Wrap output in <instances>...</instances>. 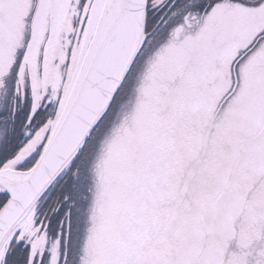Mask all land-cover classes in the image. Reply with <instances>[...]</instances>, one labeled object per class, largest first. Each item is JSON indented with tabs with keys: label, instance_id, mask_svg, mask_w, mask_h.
<instances>
[{
	"label": "flooded vegetation",
	"instance_id": "flooded-vegetation-1",
	"mask_svg": "<svg viewBox=\"0 0 264 264\" xmlns=\"http://www.w3.org/2000/svg\"><path fill=\"white\" fill-rule=\"evenodd\" d=\"M52 1L56 0H0V73L10 70L9 75H0V98L10 91L12 69L25 63L33 39L32 25L40 26L39 21L36 25V19ZM258 6L264 12V0H149L147 41L119 95L116 104L121 108L119 119L97 165L100 170L103 167L115 170L113 155L118 156L131 136L141 149L138 154L146 153L137 136L143 131L144 139L154 146L151 160L164 156L163 163L154 162L155 168L163 169L168 164L173 172L171 177L180 175L176 176L175 183L179 182L185 189L193 187L195 179L186 178L189 165L179 162L185 160L184 154H200V148L205 151L201 146L204 134L193 132V128L205 129L204 119L210 110L217 123L208 128V133L219 138L215 135L221 123L217 92L220 87H229L223 100L229 99L228 116L225 115L228 118L224 122L231 123L233 133L231 192L236 199L243 186L246 191L249 187L257 209L242 218L234 209L228 217L234 225L236 250L247 255L249 264H264V174L261 172L264 171V85L236 87L233 57L252 38L249 13ZM77 17L78 12L73 18L69 39L74 37ZM261 21L264 26V17ZM42 42H45L47 57L54 60L56 55L52 52L57 49V35L51 36L49 31ZM227 42L233 46L221 56L220 48ZM250 175L256 177L254 182ZM235 225L242 227L239 237ZM56 229L53 232L48 223L40 228L25 227L16 234L17 242L5 251L4 264L8 261L10 264H67L64 249L69 233L64 234L67 229L63 227ZM135 229L136 222L128 231L133 233ZM20 235H23L21 239ZM258 235L262 237L257 238ZM136 240L139 242L140 238ZM154 241L156 256L159 245Z\"/></svg>",
	"mask_w": 264,
	"mask_h": 264
},
{
	"label": "rangeland",
	"instance_id": "rangeland-1",
	"mask_svg": "<svg viewBox=\"0 0 264 264\" xmlns=\"http://www.w3.org/2000/svg\"><path fill=\"white\" fill-rule=\"evenodd\" d=\"M77 5L78 0L73 2H71V0H56L54 2L52 1L51 6H46L43 9L41 16H38L36 19V25L39 21L40 26L35 27L34 24L32 25V29L34 30L33 39L27 49L25 63L22 65L20 71V80L15 86L16 90L14 89L13 79L11 77L8 83L10 85V91L7 92L5 98L0 100V161L8 155H14L16 151L22 148L16 157L5 159L8 167L23 168L22 165L27 166L29 164H27L28 160L33 161L36 158L37 145L40 144V136H42L44 128L48 123L51 125L54 123V121L52 122L50 119H46L45 116L50 111L51 104L49 105V103H52V101L49 102V100L53 98L56 92L55 88L57 87V97L63 94L62 84L60 80L58 82V77L60 73H63L65 62L61 71L60 67L64 58L66 44L69 40V34L72 29L71 25L73 18L77 13ZM262 17H264V12L260 6L254 8L249 13L252 38L246 41V44L243 45L245 49L237 55V62L245 58L244 66L249 67V69L240 71L242 78L239 87H252L253 83L264 85V69L261 66L264 64V26H262ZM60 19L63 20L61 21ZM49 31L51 36L54 34L57 35V49L55 52H52V55L55 53L56 58L51 62L50 58L44 57L45 64L47 65V69H44L47 70V75L40 76L37 68L40 45ZM254 36H257L256 39ZM260 37H263L261 41L257 39ZM73 42H75V38L71 39V43ZM81 50L82 45L75 48L73 57L75 61L74 64L77 63L79 65ZM56 59L58 63H56ZM12 60H14V58H12ZM256 66H258V70L252 69V67ZM9 71L10 70L0 73V75L5 73L9 75ZM73 75L74 67L71 68L70 76H72V81L70 87L66 89L67 94H63V96H67L72 88L75 80ZM237 76L240 77V75ZM29 78H32V83L30 85L28 84ZM49 85L52 86V88H49ZM28 89L34 92L35 97L38 95L36 102L29 97L24 101L25 93ZM228 89L229 87H220V90L217 92V96L218 94L220 96V102ZM14 91L16 94L13 93ZM39 91L42 93H38ZM44 93L52 94L50 99L45 102L43 101ZM34 103H36V105H33ZM228 104L229 101L225 100L220 106L221 123L217 130L218 134L215 133L219 138H216L214 134L208 133V128H211L213 124L217 123V120L212 117V110H210L209 114L206 115L204 119L205 129L200 130L196 127L193 128V132L204 134L205 138L202 139L203 144L201 146H204L205 151L202 150L203 148H200V154H184L182 157L185 160L179 162L189 165L190 170H186V177L188 174H192L193 179H195L193 188H202L205 183V177L208 176L209 171L215 172V177L213 178L214 182L209 185L207 190L208 195L204 200L205 211L203 212L201 207L197 206V210L194 213L198 218H196V221L192 222L193 226L189 225L191 222H187L186 226L183 228V234L176 233V229L173 228V220L170 226L168 218L174 206L178 205L184 188L179 182L175 183L176 176L180 175L176 174L171 177L173 172H171L168 164H166L163 169L157 170L155 168L154 162L163 163V155L150 163L147 184L143 176L139 177V183L137 185L140 189L136 192V196L138 195L140 199L136 200L137 208L132 210V213L135 212L139 217L136 221L137 229H135L133 233H131L132 231H128L133 225L129 228L127 227L128 229H124L125 224H127V221H125L128 217L127 208L133 204L123 201L126 195L125 189L128 194H131L133 190L136 189L134 180L136 177L131 175L129 170L130 167H127L130 166V161L133 162L137 156L131 155L129 151L130 149L141 151V149L134 148L136 144L132 142L133 139H130V141L125 144L122 155L120 154L117 156L115 153L113 155L114 160L112 162H114L115 170H113L112 167L110 169L104 167L101 170H95L99 181H105V179L114 180V185L112 183L114 191L111 192L110 188H108L110 183H107L106 192H109V196L106 200H104V198L99 199L102 210L98 215L99 209L95 205L96 202L93 203L90 201L92 193L90 192V194H88V200L84 197L85 171L91 164V160L89 165H87L86 162L88 161V157L86 162L81 159L76 173L72 174L70 170L58 184H68L66 190L69 192V201L63 205L61 204L62 209L55 217V219H58V224L55 227L51 226V229H54L53 232H56V228H61L62 223L64 228H67V230L64 231V234L69 233L65 239L64 249L65 252L67 250V264H69L71 258L69 256L74 233L77 235L76 264H116L112 261L116 252L123 251L124 256L125 252L131 248L129 253H134L131 247L134 246L132 234L137 235L138 239L140 238V249L144 250L146 248L142 247H146L145 244L152 241L151 235L153 234H155V243L158 241L165 242L168 237L174 240L176 239L177 241L182 235L183 239L181 240L183 241V249L180 251V254L172 260H166L167 262L164 261V264H249L247 255L237 252L236 250L237 242L233 240L234 225L231 224L228 215L236 209L241 214V218L245 217L244 214L257 209V203L253 202V196L249 187L248 191H246L243 186L237 192L236 199H234L231 192L232 170L230 161L232 159V152L230 146L232 145L231 134L233 135V133L231 132V123L229 121L224 122V119L228 118L226 117L228 116ZM211 106L212 104L210 107ZM62 107L63 104L61 105V108ZM115 120L116 117H114L112 121L115 122ZM239 133H241V131ZM142 134L143 131L140 132V135ZM23 141H26L24 146L21 144ZM149 144V141L143 140L141 147H145L146 149L148 145L149 148ZM213 147H217V149L215 151L211 150ZM99 157L95 162V166ZM116 159L119 160L117 161ZM180 159L181 158H179V160ZM118 163L120 164L122 173L118 171ZM165 169L167 170L164 172ZM176 172L183 173L184 171ZM214 172H212V174H214ZM261 172L264 174V171ZM241 178H244L243 172ZM255 179V176L250 175V180L252 182H254ZM148 186H150L149 188L152 192L151 197L148 196ZM101 196L103 197L102 193ZM50 198L51 196L43 199L22 227L27 226L28 223L32 221L30 226L38 228L40 227L36 223L38 218H44V220L48 219L46 212L42 214L41 212L42 208L47 206L51 201ZM254 199L256 200L255 197ZM181 200H186L187 203L191 204V201L187 198L183 199L182 197ZM52 205L56 204L52 203ZM95 214L99 222L106 224V226L102 225L96 232L92 230L94 225L92 220H89V218ZM153 216L155 217L156 224L153 223ZM131 223H133V221H131ZM235 227H237L236 234L239 237L240 233L243 231L242 227L238 225H235ZM86 228H89V234H87ZM256 232L257 234L259 233V231ZM144 234H146V236L142 237ZM22 236L23 235H20L19 238L21 239ZM256 237L260 238L262 236L258 235ZM16 242L17 240L14 239L13 241L11 240L9 244ZM136 247H138V245L135 246V248ZM3 255L4 252L0 258V264L3 262H1ZM7 264H10V261H8ZM252 264H255V262Z\"/></svg>",
	"mask_w": 264,
	"mask_h": 264
},
{
	"label": "water",
	"instance_id": "water-1",
	"mask_svg": "<svg viewBox=\"0 0 264 264\" xmlns=\"http://www.w3.org/2000/svg\"><path fill=\"white\" fill-rule=\"evenodd\" d=\"M102 1L95 0L93 17ZM148 2L105 1L75 85L41 157L28 170H0V188L9 195L0 210V251L79 154L108 112L146 42ZM84 47L78 68L83 61Z\"/></svg>",
	"mask_w": 264,
	"mask_h": 264
},
{
	"label": "trees",
	"instance_id": "trees-1",
	"mask_svg": "<svg viewBox=\"0 0 264 264\" xmlns=\"http://www.w3.org/2000/svg\"><path fill=\"white\" fill-rule=\"evenodd\" d=\"M72 166L73 167L70 170H71V172L73 174L74 170H75L74 169L75 164H73ZM76 169H77V166H76ZM210 177H211V180H212V176H210ZM208 180H210V178H207V181ZM67 185H68L67 183H64V184H60L57 187H55L54 191L51 192V198L50 199H51L52 202L50 201L49 204H47V206H46V208L44 210V212H46L47 218H50L51 226H53V227H55L58 224V221H57L58 219H55V217L61 211L62 205L69 201V192L66 190ZM208 188L209 187H208V185L206 183L205 186H203L202 188H200L198 190L196 195L193 194L192 202H193L194 206L197 205V204L202 206V204L204 202V198L208 194L207 193ZM191 189H192V191H194L196 188H191ZM203 189H204V191H203ZM7 198H8V196L5 193H0V208L6 202ZM52 203L56 204L57 207H56V205H52ZM69 210H70V208H69ZM182 211H184V208H183ZM182 211H175V212L176 213H181ZM190 212H194V210L191 209ZM183 218L184 217H181L177 221L178 228H182L183 227V224H184V221H185V219H183ZM125 256H127V257L123 258L125 261L130 262L131 264H133V263L135 264L136 263V260L134 259V256H132V255H125ZM162 260H164V258H162L161 253H159V251H158L157 255L155 256V263L154 264H158V263L162 262Z\"/></svg>",
	"mask_w": 264,
	"mask_h": 264
},
{
	"label": "bare ground",
	"instance_id": "bare-ground-1",
	"mask_svg": "<svg viewBox=\"0 0 264 264\" xmlns=\"http://www.w3.org/2000/svg\"><path fill=\"white\" fill-rule=\"evenodd\" d=\"M61 21L63 20V19H60ZM60 21V22H61ZM55 38V36L52 38V39H54ZM56 42V40H54V43ZM51 44L53 45V43H52V41H51Z\"/></svg>",
	"mask_w": 264,
	"mask_h": 264
}]
</instances>
